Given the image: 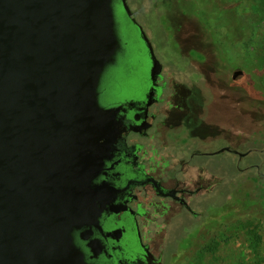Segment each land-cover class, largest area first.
I'll return each instance as SVG.
<instances>
[{
  "label": "flooded vegetation",
  "instance_id": "flooded-vegetation-1",
  "mask_svg": "<svg viewBox=\"0 0 264 264\" xmlns=\"http://www.w3.org/2000/svg\"><path fill=\"white\" fill-rule=\"evenodd\" d=\"M151 1L113 0L120 48L103 80L101 103L110 113L100 128L59 129L46 138L41 160L30 161L36 171L42 165L49 189L88 191L93 211L74 234L87 264H169L174 229L188 221L216 228L225 208L235 207L229 202L240 201L243 170L262 167L254 161L255 98L249 111L242 98L245 71L234 58L226 71L225 58L181 54L202 41L177 31V45L162 26L161 50L148 29L157 16L146 13Z\"/></svg>",
  "mask_w": 264,
  "mask_h": 264
},
{
  "label": "water",
  "instance_id": "water-1",
  "mask_svg": "<svg viewBox=\"0 0 264 264\" xmlns=\"http://www.w3.org/2000/svg\"><path fill=\"white\" fill-rule=\"evenodd\" d=\"M119 48L113 0H0V264H87L88 191L49 189L30 161L59 129L100 128Z\"/></svg>",
  "mask_w": 264,
  "mask_h": 264
},
{
  "label": "rangeland",
  "instance_id": "rangeland-1",
  "mask_svg": "<svg viewBox=\"0 0 264 264\" xmlns=\"http://www.w3.org/2000/svg\"><path fill=\"white\" fill-rule=\"evenodd\" d=\"M150 3H145L146 13L156 10L157 16L150 18L151 28L148 29L161 50L164 51V42L166 43L162 36V26L163 30L168 28L173 31V36L167 35V39L177 45H180L178 39L182 37L177 38V31L202 41L201 45H194L200 48H190L188 51L181 48V54H205L210 56L211 60L215 57L220 60L225 58V61L222 59L220 67L226 71L230 66L228 60L234 58L235 69L245 71L246 74L239 79L246 107L244 109L249 111L250 105L256 104L259 152L254 161L262 164L259 172L243 170L240 201L236 204L229 202L230 206L235 207L225 208L216 228L209 229L211 223L188 221L184 229L178 230V226L174 229L170 239L169 264H264V155L260 153L261 150L264 151V0H230L223 8H217L210 0H153ZM234 7L240 13L252 15L254 22L258 21L253 26L252 41L246 44L239 41V24L234 18L230 17L226 21L219 18L223 10ZM132 8L137 17L140 16L139 21L145 22V11L139 9L136 4H133ZM117 12L118 17L125 18L122 8ZM229 30L232 34H228ZM164 53L169 54L166 51ZM252 53L259 54L263 63L262 67H256L255 70L246 67L247 61L255 60L250 56ZM216 68L218 66H215ZM251 88L256 89L255 96ZM246 123L243 118L242 124ZM245 163L247 161L244 159L243 169L246 167Z\"/></svg>",
  "mask_w": 264,
  "mask_h": 264
},
{
  "label": "trees",
  "instance_id": "trees-1",
  "mask_svg": "<svg viewBox=\"0 0 264 264\" xmlns=\"http://www.w3.org/2000/svg\"><path fill=\"white\" fill-rule=\"evenodd\" d=\"M214 5H216L217 8H223V5L229 4L230 0H210ZM234 18L235 21L239 24L238 34H239V41L243 43H248V41H252L253 38V26L258 21L254 22V18L252 15L247 16L243 13H240L237 8L229 9V10H223L222 13H220L219 18H222L226 21L228 18ZM236 29V30H237ZM228 31V30H227ZM228 34H232V31L229 30ZM235 36V34H234ZM252 44V43H251ZM250 56H252V59L255 58V60L247 61L246 66L248 69H256V67H262V59L259 57V54L252 53ZM249 60V59H248ZM249 66H252L249 68Z\"/></svg>",
  "mask_w": 264,
  "mask_h": 264
}]
</instances>
